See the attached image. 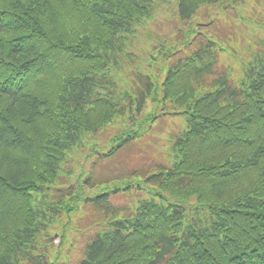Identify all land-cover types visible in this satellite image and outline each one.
<instances>
[{"label": "trees", "instance_id": "1", "mask_svg": "<svg viewBox=\"0 0 264 264\" xmlns=\"http://www.w3.org/2000/svg\"><path fill=\"white\" fill-rule=\"evenodd\" d=\"M262 17L264 0H0V264H264V36L243 29ZM161 117L158 163L99 170Z\"/></svg>", "mask_w": 264, "mask_h": 264}, {"label": "rangeland", "instance_id": "2", "mask_svg": "<svg viewBox=\"0 0 264 264\" xmlns=\"http://www.w3.org/2000/svg\"><path fill=\"white\" fill-rule=\"evenodd\" d=\"M243 13L245 14V9H243ZM231 17H225L222 20V28L224 33L226 32L227 34L232 35V39L236 40L237 36L235 34V27L236 25H233L231 22ZM264 17L257 19L259 20H263ZM165 20L164 16L158 18L155 22L154 27L158 28L160 24H162V22ZM238 20V19H236ZM240 26L242 25V22L245 21H240ZM243 29L251 34H254L255 37H263L264 36V28L263 26L259 25V24H255L252 26H248L247 24L243 25ZM241 62V60H240ZM211 78H207L205 80L206 82H210ZM166 122L163 126V128H158L156 133H157V137L155 138H147L150 142L147 144L146 140H137L136 142H134L132 145L128 146L125 148V150H123V152L118 156V159L115 161L114 164H112L111 166H109L108 169H106V167L103 166H99V170H101V172L103 174H108L109 171H114L116 173H127V172H131L133 170H141L144 169L146 170L147 168H149L150 166H152L153 164L158 163L159 158L162 157L163 155L166 154V144L170 145V142L165 139V136H169L174 134V132H169V130L172 129V122H177L176 120H170V121H163ZM155 141V142H154ZM154 143L158 144V152H157V158L155 157L154 152L157 150V148L153 145ZM98 170V171H99ZM113 174V173H112ZM112 174H108V175H112ZM114 202L118 203V204H130L134 206V200H137V198H133V196H129V195H117L114 197ZM83 226H88V225H92V221L89 219H85V221H83ZM94 226V225H92ZM99 228V225H96V227H91V229H89L88 231H94L96 229ZM57 243V241H55ZM84 243V237H82V239L76 244L79 245L77 250L72 253V262H74L79 253H80V249H81V244Z\"/></svg>", "mask_w": 264, "mask_h": 264}]
</instances>
